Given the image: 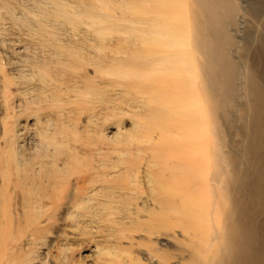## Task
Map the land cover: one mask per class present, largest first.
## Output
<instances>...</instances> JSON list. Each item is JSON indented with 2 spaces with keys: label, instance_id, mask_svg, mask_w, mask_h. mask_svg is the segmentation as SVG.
Listing matches in <instances>:
<instances>
[{
  "label": "bare ground",
  "instance_id": "bare-ground-1",
  "mask_svg": "<svg viewBox=\"0 0 264 264\" xmlns=\"http://www.w3.org/2000/svg\"><path fill=\"white\" fill-rule=\"evenodd\" d=\"M45 3L52 9L41 12L32 33L39 36L41 43L57 48L59 55L78 59L82 58L83 52L70 49L77 46L66 45L58 36L56 25L53 27L44 19L52 17L49 19L59 25H72V36L82 35L84 43L88 42L92 50H98L91 57H96L98 64L100 57L108 61L105 67H99L101 73L106 77L114 76L125 91L129 89L125 96L134 103L138 115L146 117L143 132L134 137L148 136L149 141L156 131L158 143L163 148H160L162 152L151 155L148 152L147 156L127 157L123 152L124 155L108 161L94 160L92 156L90 159L79 158L70 148L59 149L60 155H49L42 150L44 145H53L55 140L48 136L47 122L42 125V118L34 114L32 120L26 118L15 130L17 124L8 121L15 113L7 99L3 117L6 120L0 125V264H34L33 245L44 237L42 232L46 231L54 211L61 208L67 213L70 210L68 214L71 215L73 209L87 210L95 201L104 207L123 205L127 210L124 216L118 217L119 220L144 217L149 227L142 230L149 235L163 233L172 238L176 228L180 227V233L189 239V253L173 256L176 260L172 264H228V257L240 258L239 264H264V251L255 248L257 240L264 242V221L229 222L237 213L236 200L228 206L226 220L219 229L223 244L217 245L210 255L213 257L206 260L209 251L201 245L217 239L218 233L209 231L211 213L205 209L203 199L207 192L197 196L168 186L169 180L176 179L177 169L191 171L193 180H201L196 172L200 171L199 160L204 156V149L193 124L211 118V129L207 123H202V131H211L221 138L222 143L213 151L217 157H223L222 145L226 138L213 116L232 123L227 112L235 106L234 98L241 87L248 103L244 111L248 113L251 130L264 126V87L253 74L257 64L252 62L243 69L231 53L235 42L231 29L235 30L239 25L237 1L46 0ZM9 16L14 17L12 13ZM261 24L264 28V22ZM122 33L127 36L124 38ZM126 44L131 45V52ZM113 45L117 51L102 52L104 47L109 49ZM258 49L264 56V45ZM76 62L71 61L68 65ZM261 71L264 74V67ZM40 75L46 83L43 75H48L47 70L40 71ZM8 80L4 78L3 83L7 89ZM26 130L29 131L27 136ZM262 138L264 133H261ZM176 146L183 147L186 152L180 158L171 156L174 152L170 150L175 151ZM31 148L34 153L27 154ZM214 168L217 170L216 165ZM235 170L231 163V176L236 174ZM72 175L73 179L70 178ZM262 177L263 180L257 182L261 183L258 199L264 212L263 174ZM223 180L225 185L232 182L228 176ZM203 181L201 183L207 184V180ZM253 193L252 200L255 199ZM99 196L104 199L100 201ZM140 212L146 213L140 215ZM111 214L107 213L106 217ZM179 250L182 252L181 248ZM137 260L138 257L129 258L132 262ZM64 264H85V261L81 256Z\"/></svg>",
  "mask_w": 264,
  "mask_h": 264
},
{
  "label": "rangeland",
  "instance_id": "rangeland-1",
  "mask_svg": "<svg viewBox=\"0 0 264 264\" xmlns=\"http://www.w3.org/2000/svg\"><path fill=\"white\" fill-rule=\"evenodd\" d=\"M236 1L239 5L236 17L239 25L235 30L231 29V34L235 38L231 53L239 60L243 69L252 62L257 64L253 74L258 84L264 87V74H261L264 56L258 49L264 45V28L261 24L264 22V0ZM45 2L46 0H0V125L6 120L3 117L8 99L12 105L10 109H13L15 113V117L8 118V121L17 124L14 127L15 130H18L19 124H22L26 118L32 120L35 117L34 114L42 118V125H46V122L49 125L47 133L55 140V143L47 147L44 145L48 151L45 152L44 149L43 153L60 155L59 149L70 148L79 158L90 159L92 156L94 160L103 158L102 160L108 161L121 156L123 152L127 157L162 152L160 148L163 147L158 143L156 131L152 133L154 137L149 141H147L148 136L134 137L143 132V125L147 123L146 117L138 115L139 111L135 109L134 103L129 101V96H125L128 95L125 93L129 89L125 91L116 82L114 76L106 77L101 73L99 67H105L108 61L100 57V64H98L97 58L91 57L98 53V50L96 48L92 50L88 42L84 43L82 35L72 36L70 32L74 28L72 25L68 23L59 25V22L49 19L52 17L44 19L53 27L56 25L58 36L66 45L77 46L70 49L83 52L84 57L78 59L66 54H61L62 57L57 48L46 46L38 40V35L32 33V29H35L37 24L35 20H38L41 12L52 9V6H48ZM7 4L10 6L9 10L6 9ZM10 13L14 17L9 16ZM122 36L125 38L127 34L122 33ZM126 45L131 52V45ZM103 51L110 53L117 51V48L113 45L109 49L104 47ZM71 61L77 62L72 66L68 65ZM42 70H47L48 73L43 75L46 83L42 81L40 75ZM4 78L9 79L8 89L3 87ZM130 91L134 92L131 89ZM234 101L235 106L227 112L232 123H226L224 119L213 116V121L221 125L226 138V142L222 145L223 157H217L213 151L222 143L221 138L215 137L211 131L208 133L202 131L204 129L202 123H207L211 129L212 121L210 117H207V121L205 119L201 124H193V127L198 130L199 142H203L204 156L199 160L200 171L196 172V176L199 175L201 180L196 178L193 180L191 171L177 169L176 179L168 181V186L192 192L197 196H203L207 192L203 199L206 201L205 209L211 213L209 217L212 227L209 231L218 233L217 239L211 243L207 240L201 245L209 251L206 260L213 257L210 255L217 245L223 244V240L219 237L221 235L219 229L226 220L227 208L232 200L237 201L235 209L237 213L229 222L233 221L234 224V222L250 220L253 223L264 221V212L260 209V199H258L260 190L258 187L261 185L258 182L263 180L262 174L264 176V139H261L264 126L256 128L255 131L251 130L248 113L244 111L248 103L242 87L235 95ZM204 112H206L205 108ZM28 132L26 130L24 134L27 136ZM34 151V148H31L26 153L32 154ZM170 151L174 152L171 156L175 155L177 158L186 153L184 148L179 146L175 147V151L173 148ZM231 163L236 169V174L232 176L230 175L232 174ZM215 165L217 170L214 168ZM227 176L231 177L232 182L225 185L223 179ZM72 177L73 175L70 176L71 179ZM202 180H207V184L201 183ZM202 184L206 186L203 187ZM252 193L255 197L253 200ZM98 199L101 201L104 197L99 196ZM123 207V205L117 208L104 207L103 204H96L95 201L88 206L87 210L73 209L71 215H69L70 210L68 214L61 208L56 209L46 231L42 232L44 237L33 245L31 252L33 263L64 264L82 256L85 264H172L176 260L173 256L188 255L189 239L180 233V227L176 228L175 238L166 237L163 233L149 235L142 230L149 227L144 217L119 220L118 217L124 216L127 210ZM109 212L112 213V217H106ZM93 213L98 215L93 217L91 215ZM145 213L140 212V215ZM74 214L78 215L74 216ZM255 248L263 252L264 242L257 240ZM132 256L138 257V262L129 261ZM227 261L228 264L241 263L240 258L236 257L230 259L228 257Z\"/></svg>",
  "mask_w": 264,
  "mask_h": 264
}]
</instances>
